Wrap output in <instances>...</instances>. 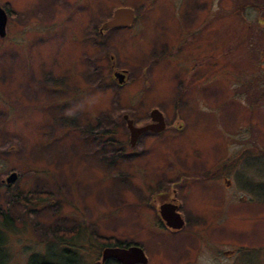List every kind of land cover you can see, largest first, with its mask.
Instances as JSON below:
<instances>
[{
  "label": "rangeland",
  "instance_id": "374dc122",
  "mask_svg": "<svg viewBox=\"0 0 264 264\" xmlns=\"http://www.w3.org/2000/svg\"><path fill=\"white\" fill-rule=\"evenodd\" d=\"M4 3L20 8L21 21L36 19L37 30L22 31L27 43L0 42V210L12 219L1 231V264L37 253L43 262L47 245L69 231L76 235L64 250L76 264L107 259L111 241L137 243L145 264H264V26L252 22L264 18V0ZM120 6L136 23L100 30ZM30 71L37 88L29 89ZM150 108L166 122L162 141L161 131L143 144L136 134L140 154H127L122 115L145 119ZM93 127L113 135L80 133ZM162 188L185 220L175 233L150 222Z\"/></svg>",
  "mask_w": 264,
  "mask_h": 264
},
{
  "label": "flooded vegetation",
  "instance_id": "af4514ba",
  "mask_svg": "<svg viewBox=\"0 0 264 264\" xmlns=\"http://www.w3.org/2000/svg\"><path fill=\"white\" fill-rule=\"evenodd\" d=\"M258 10L259 9H257L256 7H254V8H252L251 12H253V14H255L256 12H258ZM19 12H20V8L19 7H17V9L15 11H12L11 12L9 10V8H8V4L7 3L6 4L4 3L2 5L0 4V15H1L0 17L3 18L2 35L0 36V42L1 43L13 42L14 40L18 39L19 41H17V40L16 41H17V44L20 45L21 43H25L27 41L26 38L22 37V31L25 32V31H35V30H37V20L34 19L33 17H31L32 20L30 19V21H28L27 19L21 21L22 20V14L20 15ZM208 14L210 16L211 13L210 12L207 13V18H208ZM252 22L258 28H260V27L262 28L264 26V18L261 17V16H259V15H256L255 18L252 19ZM207 29H208V32H210V27L207 26ZM208 32H206V34H205V36L207 37V39H206L207 40V46L209 45L208 44L209 43V39L208 38L210 37V34ZM99 34H101V33H99ZM8 35H11V37L8 38ZM181 41H183V40H181ZM209 49H211V47ZM24 53L26 55V51L25 50H24ZM209 63H211V65H212V60L210 58H209ZM192 64H195V68L196 69L194 71H192V75L196 79L197 74H198V65H197V62L196 61L194 62V59H193ZM204 65L205 64L203 62L202 65H201V67H200V71L201 72L204 71V70H206V69H208ZM116 71H124L125 72V70H120L119 68H116L113 71V75H114V73ZM115 77H117L118 80H121V78H122L121 76H115ZM25 78H28L29 79V81L27 82L30 85L29 89L31 87L37 88V86L35 85L37 83L36 82L37 77H35V75L33 74V72L30 71L28 74H26V77ZM126 78H127V73L125 72V74H124V80ZM178 81H179V86H182V79H181V77L180 78L178 77ZM182 89H184V88H182ZM177 92H179V91H177ZM207 93H208L207 95L210 94L209 91ZM180 94L182 95L181 92H180ZM180 94H179L178 97H180V99H181ZM151 109H153V108H150L149 111L147 112L146 116H144L145 119H141L143 116H141V117L140 116H137L135 119H130L128 117L127 113H125V114L122 115V118H123V120L125 122V125L124 126H125V128L127 130V133H128V138H127L128 140H127L126 143H127V146L129 144V148L127 150V154L134 155V154H140V153L135 150V148H134L135 143H132L131 142V141H133V139H134L135 135L137 134V132L135 133L134 130L129 131V127L128 128L126 127L127 126L126 125V119H130L132 125H134L136 127H140V126H143V125H149L150 124L147 129H144L143 131H141L138 134V137H141L140 142L142 144L144 143V140H145V136L146 135L148 136L149 134H157L160 131H161V141H162L163 132L166 129V122L163 119L161 112H160L161 113V116L156 113V117H154L156 120L154 118L152 119V116H151V113H150L151 112ZM110 110H112V109H109V111ZM137 112H138V110H137ZM159 121L161 122V124H160ZM160 126H161V128H159ZM181 126H182V124L181 123H178L177 125L173 126V128L176 127V130L177 131H180L181 130ZM159 129H161V130H159ZM80 133H84L85 135L87 134V136H92V138L95 140V139H98V138L106 137L107 134L108 135H111L113 133V131L112 130H103L102 131V129H100L99 131H96V127H95L93 130H87L85 128V129L81 130ZM150 136H153V135H150ZM82 139H83V137L81 136V141H82ZM109 143L114 144L115 142L112 141V140H110ZM121 151L122 150H119L118 151V154H124L125 153V152H123V151L121 152ZM141 151H142V154L145 153V151H143V150H141ZM161 154H165V152L161 151ZM176 163H181V160L179 158H177V162ZM226 183H229V180H227L226 178H223L222 185L223 184H226ZM164 189L165 188H162L161 193H159V195L161 196V204H159V205H161V217H160V215H159V213L157 211L158 214L155 213L156 214L155 215L156 218L153 216L154 219H156V221L151 220L150 222L153 225H155V229L156 230H161V232H164V233L165 232H167V233H175V232L179 231L180 229H182L184 227L185 220L183 218H181V216H180V218L182 220V225L179 228H174V227H172L171 225H169L167 223V222H172L174 224L173 216H172L174 214H172L170 208H171V206H175V211L177 212L178 206L174 203V199L173 198L164 199L166 197V195H167V192H165ZM173 191H174V189H173ZM159 205H158V207H159ZM130 245H137V246H139L135 242L127 245V244H121L120 242L111 241L108 244L105 243L103 245L102 250L104 248H107V247L108 248H112V247L126 248V247H128ZM139 247L142 249L141 246H139ZM142 251H143V249H142ZM143 253L146 256V254H145L144 251H143ZM111 259H113L114 261H116L117 264H121L119 262V260L116 259L115 257H108L107 259H103L102 262L99 261L97 263L98 264H104V262L106 261L105 263L106 264H109V263H107V260H111ZM140 259H142V256L140 257ZM100 260H101V256H100ZM130 261L133 262L131 264H141V263L142 264H145L146 261H147V257H145V261L143 260V262H141V261H135L134 259H132Z\"/></svg>",
  "mask_w": 264,
  "mask_h": 264
},
{
  "label": "water",
  "instance_id": "95a60500",
  "mask_svg": "<svg viewBox=\"0 0 264 264\" xmlns=\"http://www.w3.org/2000/svg\"><path fill=\"white\" fill-rule=\"evenodd\" d=\"M132 19H133V11L131 8L117 7L113 10L111 18L108 19L107 21H105L104 23H102L100 28L106 29V28L118 26V25L128 26L131 23ZM2 27H3V18L0 17V34L2 31ZM116 74H118V73H116ZM153 113H155V110H153L151 112L152 119L155 117L153 115ZM157 114H159V113H157ZM129 124H130V121L127 122V125L130 127ZM160 124H161V122H160ZM143 128H145V127L134 128L133 130L135 133L136 132L138 133ZM14 177H15V174L11 173L10 176H7L5 178V180H6V182H11L14 180ZM172 207L170 208V210H171L172 214H174V215H172L174 224L172 222H167V223L169 225H171L172 227H175V228L181 227L182 220L179 218V215L172 210ZM159 213L161 215V205L159 207ZM141 256H142V259H140ZM102 257H115L119 261H121V263H126V264L132 263V261H130L132 259H134L135 261H141V262H143V260H144L143 252L137 246H129L127 248H118V247L104 248Z\"/></svg>",
  "mask_w": 264,
  "mask_h": 264
},
{
  "label": "trees",
  "instance_id": "16d2710c",
  "mask_svg": "<svg viewBox=\"0 0 264 264\" xmlns=\"http://www.w3.org/2000/svg\"><path fill=\"white\" fill-rule=\"evenodd\" d=\"M213 2H214V0H213ZM212 5H213V3H212ZM239 6H241V5H239ZM213 7H214L215 10H223L222 7H216V6H213ZM235 8H239V7H235ZM248 9L252 10V8H248ZM234 22L237 25L243 24V20H241V22H239L236 18H234ZM212 30H213V28H212ZM212 30H211V32H212ZM211 36L212 35L210 34V37L208 38L209 39V43L208 44H212V42H213V40L211 42ZM223 36L224 35L219 31V29H215V41H222ZM226 37H228V35H226ZM212 39H213V36H212ZM223 41H227L226 38H224ZM206 43H207V40H206ZM198 44H200V43H198ZM194 49H196L195 46H194ZM211 49H212V46H211ZM192 50H193V48H192ZM211 69H213L212 65H211ZM181 74H183V72ZM29 196L32 197V199H36V200L37 199H42L41 196H38L40 198H36V196H34L33 193L30 194ZM26 199H29V198L26 197ZM11 220L12 219L9 218V216L7 214L1 212V210H0V243L2 242V239L4 237V235L1 233V231L3 232V230L6 229V227L10 226ZM64 234L66 236H64V237L61 236V237H59L60 239L56 238L57 240L54 239L53 241H51L52 244H48L47 245L48 247H46L47 248L46 252H47L48 256H45V258H41V259L44 260L43 262L40 261V259L38 258L40 255L37 253L36 254L37 256L34 255V256L28 257L26 259V263H24V264H76V262H79V261L81 263V260L79 258H76L77 254L74 253L73 250H69V251L68 250H64V247H65L64 245H66L67 241L70 240V239H66V238H69V236H71V235L74 237L76 234L72 233L70 231L68 233L66 232ZM54 244H58L59 246L62 245V249L64 251L61 250L60 252L57 253L55 251L54 246H53ZM50 258H51L52 261L50 260ZM1 259L2 258L0 257V264H1Z\"/></svg>",
  "mask_w": 264,
  "mask_h": 264
},
{
  "label": "clouds",
  "instance_id": "9594fccd",
  "mask_svg": "<svg viewBox=\"0 0 264 264\" xmlns=\"http://www.w3.org/2000/svg\"><path fill=\"white\" fill-rule=\"evenodd\" d=\"M66 115H68V116H73L74 115V112L73 111H68L67 113H66Z\"/></svg>",
  "mask_w": 264,
  "mask_h": 264
}]
</instances>
